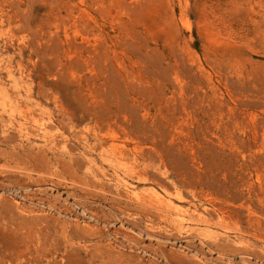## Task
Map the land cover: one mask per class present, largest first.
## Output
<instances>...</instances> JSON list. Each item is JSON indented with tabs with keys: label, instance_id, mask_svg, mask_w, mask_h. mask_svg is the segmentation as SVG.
I'll list each match as a JSON object with an SVG mask.
<instances>
[{
	"label": "rangeland",
	"instance_id": "1",
	"mask_svg": "<svg viewBox=\"0 0 264 264\" xmlns=\"http://www.w3.org/2000/svg\"><path fill=\"white\" fill-rule=\"evenodd\" d=\"M98 233L264 264V0H0V264H87Z\"/></svg>",
	"mask_w": 264,
	"mask_h": 264
},
{
	"label": "bare ground",
	"instance_id": "2",
	"mask_svg": "<svg viewBox=\"0 0 264 264\" xmlns=\"http://www.w3.org/2000/svg\"><path fill=\"white\" fill-rule=\"evenodd\" d=\"M84 174V173H83ZM90 177V176H89ZM86 179V178H85ZM80 182V181H79ZM84 182H87L86 180H84ZM82 185V184H81ZM94 187V185H93ZM92 188V187H91ZM96 188V187H95ZM94 188V189H95ZM90 190V189H89ZM106 191V190H105ZM111 194V193H110ZM115 194V193H114ZM113 194V195H114ZM121 199V198H120ZM126 199V198H125ZM128 199V197H127ZM115 200V199H114ZM129 201V200H128ZM142 202V201H141ZM145 202V201H144ZM128 205V204H127ZM125 206V205H124ZM131 206V205H130ZM143 207V206H142ZM44 212V211H43ZM35 213V212H34ZM25 215V214H24ZM25 218V217H24ZM49 216H47L46 214L43 213H38V214H34L31 216L29 221V226H27L29 229L31 228H35L33 230V235L36 239V246L35 249L33 251H35L36 253H40V255H42V253L44 252H49L52 254V252H50L44 243V240L47 238V234L43 231L42 228H45L48 223H49ZM21 218H20V224H21ZM28 222V221H27ZM63 221H61L60 223H62ZM20 226V225H19ZM98 229V228H97ZM104 230V229H103ZM19 231V230H18ZM95 232V231H94ZM92 233V232H91ZM85 234V233H84ZM93 234V233H92ZM95 235H97L96 233H94ZM99 237H86L84 236V242L82 243L81 246H83L82 251H84V255L87 257V264H91L92 262H94L95 264H131V260L133 255L131 256L130 253L127 252V250L125 251L123 248H121V243L120 242H116L114 244L110 242L106 243L105 241H102L100 238L102 237V234L98 233ZM106 234V233H105ZM88 235V234H86ZM91 236V235H90ZM30 241V240H29ZM26 244V243H25ZM123 244V243H122ZM28 245V244H27ZM57 244L54 243L52 244V251L53 254L56 255L59 252L60 255V260L62 261V258H65L64 256H67L68 253V249L65 245L63 246V249H59L57 246ZM125 246V245H124ZM34 247V246H33ZM60 247V246H59ZM131 247V246H130ZM25 248H27L25 246ZM28 250V249H27ZM71 250V249H70ZM73 250V249H72ZM31 251V250H29ZM26 252V251H25ZM24 253V252H23ZM29 253V252H28ZM33 253L34 252H30L28 254L27 257L25 256H20L21 259L22 258H28V257H33ZM52 254V256H53ZM51 256V255H50ZM75 256V255H74ZM48 256H46L47 258ZM71 257V256H70ZM17 258V257H16ZM18 260V259H17ZM24 260V259H23ZM19 261V260H18ZM69 261V260H68ZM20 262V261H19ZM85 262V261H84ZM21 263V262H20ZM66 263V262H65Z\"/></svg>",
	"mask_w": 264,
	"mask_h": 264
}]
</instances>
